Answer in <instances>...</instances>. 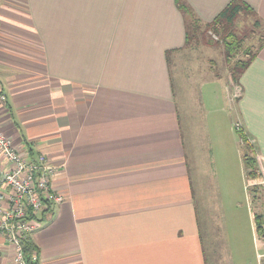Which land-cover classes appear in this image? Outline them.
Listing matches in <instances>:
<instances>
[{
    "label": "crops",
    "instance_id": "0c3cea01",
    "mask_svg": "<svg viewBox=\"0 0 264 264\" xmlns=\"http://www.w3.org/2000/svg\"><path fill=\"white\" fill-rule=\"evenodd\" d=\"M229 1L186 0L204 27ZM242 1L264 26V0ZM186 22L175 0H0V128L26 158L59 166L63 199L32 232L39 264H212L186 146L196 143L187 102L197 89L181 97L171 70L190 42ZM217 81L226 91L216 75L199 85L200 133L220 157L230 147L250 200L232 122L203 97ZM239 81L243 125L264 161V39ZM13 256L0 232V264Z\"/></svg>",
    "mask_w": 264,
    "mask_h": 264
},
{
    "label": "rangeland",
    "instance_id": "374dc122",
    "mask_svg": "<svg viewBox=\"0 0 264 264\" xmlns=\"http://www.w3.org/2000/svg\"><path fill=\"white\" fill-rule=\"evenodd\" d=\"M194 16L189 15L188 17L190 42L186 50L171 56V70L181 97L184 96L186 85L189 92L197 89L187 102V109L193 112L195 118L196 143L191 147L190 143L186 142V146L191 154V159L188 160L196 190V204L205 220L204 240L208 245V257L212 264H257L256 252H262L261 241L254 237L253 219L249 211L252 208L253 213L264 212V161L258 157L254 139L243 125L238 100L242 91L239 81L242 73L241 67L253 56L264 39L263 22L259 17L249 13L240 14L233 25V37L231 35L225 37L228 32L220 36L215 25L204 27ZM257 20L259 24H256ZM226 39L234 43L232 49H228ZM238 74L239 77H237ZM215 75L223 79L226 91L224 85H220L217 81V83L206 85L203 97L208 106L213 105L216 113L224 115L219 107L225 108L224 111L231 120L237 139H239L240 144L238 143L235 147L237 156L241 158L244 150L246 156L254 160V171L244 169L250 200L244 189L246 181L235 177V165L230 163V147L223 144L228 136L225 128H221L222 119L218 124V128H221L219 134L217 133L219 144L229 149L221 154L223 159L220 163L218 162L219 151L214 150L208 143L207 137L200 133L198 97L201 93H199V85L202 82L206 83L207 79ZM216 96L219 99H216ZM180 112H182L181 108ZM226 161L230 164L226 166L224 172L221 165H225ZM54 166L57 169L55 176L59 172V166L58 164ZM8 168L9 164L0 152V169L7 170ZM262 217L264 218V215ZM215 224L219 230L215 229ZM261 256L259 258L262 264L264 256Z\"/></svg>",
    "mask_w": 264,
    "mask_h": 264
},
{
    "label": "built area",
    "instance_id": "2783aa9c",
    "mask_svg": "<svg viewBox=\"0 0 264 264\" xmlns=\"http://www.w3.org/2000/svg\"><path fill=\"white\" fill-rule=\"evenodd\" d=\"M4 99L5 95L0 94V100ZM0 152L9 164L7 170L0 169V232L14 249V264H26L21 237L37 228L38 214L46 208V201L57 204L63 199L52 184L57 169L45 154H39L34 160L25 158L1 128Z\"/></svg>",
    "mask_w": 264,
    "mask_h": 264
},
{
    "label": "trees",
    "instance_id": "16d2710c",
    "mask_svg": "<svg viewBox=\"0 0 264 264\" xmlns=\"http://www.w3.org/2000/svg\"><path fill=\"white\" fill-rule=\"evenodd\" d=\"M177 8L184 13V16L187 20L186 26H187V32H186V42L190 38V33H189V25L190 21L188 19L189 15H193V11L188 7V4L186 0H175ZM249 13L253 16H257L254 12V10L251 8L250 5H248L246 2L242 0H230L226 6L215 16V18L210 22L209 24H206L209 26L215 25L216 26V31L219 33L220 36H223L225 32H228V34L225 35L227 37L228 35L233 37V25L235 23V20L240 14H246ZM195 17V16H194ZM258 17V16H257ZM256 24L258 23V20L256 21ZM226 42L228 43V49H232L234 46V43L226 39ZM188 43V42H187ZM254 55V54H253ZM249 61V60H248ZM248 61L244 64H242V71L245 67V65L248 63ZM241 76V75H240ZM239 77V74L238 76ZM236 77V79H238ZM238 129V127H237ZM243 164H244V169L249 170V171H254L253 165H254V160L252 157H247L246 152L243 150ZM249 173V172H248ZM52 203L49 201H46V208L43 210L50 209ZM42 210V211H43ZM41 211V212H42ZM41 212L38 214L40 215ZM32 217H35L32 212H30ZM264 212H254V222H255V230L256 234L259 236H264V228L262 227V222H263V216ZM38 217V216H36ZM34 231V230H33ZM32 231V232H33ZM32 232L31 233H26L25 236H22L20 239V243L22 246V252H23V257L25 259L26 264H39V250H38V245L35 243V241L32 238Z\"/></svg>",
    "mask_w": 264,
    "mask_h": 264
}]
</instances>
